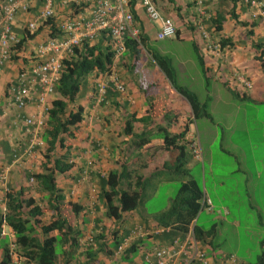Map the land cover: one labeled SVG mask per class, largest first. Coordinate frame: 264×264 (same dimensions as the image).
<instances>
[{
    "label": "crops",
    "instance_id": "crops-1",
    "mask_svg": "<svg viewBox=\"0 0 264 264\" xmlns=\"http://www.w3.org/2000/svg\"><path fill=\"white\" fill-rule=\"evenodd\" d=\"M128 1L136 16V27L139 32L146 36V42L155 40L159 20H149L145 16L139 0ZM153 1L161 17H170L173 20L177 32L175 38L179 40L182 33H189L187 37L192 43L191 46L195 47L193 53L200 75L197 86L199 85L201 88L200 91H192L200 101L206 103V111L210 117L203 116L193 119L186 100L170 87L162 72L151 59L148 63H151L152 66L142 70L141 78L143 79L138 76L135 77V75L129 77V74L131 76V68L125 70V66L119 65L115 59L107 74H91L85 77L76 97L72 103L67 104L68 110H74L76 105H80L83 109V120L73 131V136L66 138L71 146V160L74 166L65 174H57L55 183L63 191L64 200L79 202L87 205L88 208L81 213L82 216L79 214L77 217L71 215L70 223L79 229L80 236L72 257L61 255L58 264H154V260L147 262L143 259V251L166 245L171 239L181 237L180 232H174L173 236L160 234L163 227L159 221L157 222L156 217L158 212L169 207L176 192L171 197L170 204L163 206L156 213L147 211L142 213L136 208L135 211L124 213L122 219L116 221L104 215V207L98 196L97 181L99 177H104L109 170L119 169L121 165H125L126 169L133 170L135 174L141 176L142 190L144 180L157 181L154 183L157 185L161 177L167 172L168 174L172 173L173 170L167 166L171 158L169 153L162 148V138L157 134L156 126L161 125L166 127L168 132L178 133L181 131L180 125L185 123L187 128L182 140L188 143V145L185 143L188 156L184 167L189 173L193 168L198 169L203 180L199 184L202 190L199 200L200 207L189 226L202 231L208 230L211 226L214 227V236L211 238L210 244H203L197 240L199 249L204 252V258L200 261L191 262V264L249 263L241 259L240 256H235L234 252L225 250L221 245L222 241L216 240L218 234H228L234 245V240L238 238L235 226L239 225V221L237 222L232 218L227 221V219L239 207L240 204L237 201L240 198L235 193L232 194L235 198L234 201L226 200L223 194L212 196L218 187L225 185V181L222 177L217 178L212 173L211 167L217 165H213L212 162V150L215 149L213 145H216L217 150L221 153H227V149L238 150L233 143L228 141L223 131L234 125L235 115L233 113L236 112V108L226 111L222 107H225L227 102L235 101H237L236 103L243 101L256 104L264 103V0H254L259 3L258 7H251L244 0H237L235 4L229 0H200V4H202L200 6L202 8L201 15L198 14L195 6V2L198 0ZM42 4V0H36L30 5L27 12L15 14L11 30L18 39L23 34L26 21L37 14ZM89 6L90 4H79L75 8L73 5L61 6L58 0H52L53 15L49 17L51 23L47 24L43 21L34 34L22 42L20 53L15 56L16 59L4 64L0 71V172L6 170V182L0 189V209L4 208L6 191L17 190L21 186L29 188L32 196L40 197L41 194L32 187L34 181L32 179L27 180L26 174L41 171V163L44 160L42 153L46 147V143L42 140L40 128V132L37 130V137L40 138L41 144H33L31 151H25L28 146L26 144H30L28 142L33 138L31 131L34 128L31 124H25L24 120L30 117L33 120L41 119L43 121L45 117L44 107L36 103L34 99H31L22 108L16 107L6 95L7 83L15 78L17 69L26 62L24 58L28 51H31L45 37L58 34L56 31L57 23L73 12L82 15V17H88ZM230 9H233L239 21L255 22L254 25L249 27L235 24L228 16ZM218 14L225 18L219 32L215 30L210 21L211 17ZM50 25L53 28H50ZM247 29H251L252 33L247 35L245 33ZM201 30L208 36L203 37ZM220 37H228L231 46H224L216 53L208 51L209 42L211 40L218 41ZM255 41L261 43L259 49L256 50L251 44ZM258 56L259 58H257ZM127 58H125L126 64ZM197 58L200 59L202 66L199 65ZM177 64L182 72L183 64ZM235 73H241L248 78L251 81V86L249 88L233 87L231 80ZM112 74L116 75V79L123 84V92L119 93L111 88L113 90L110 89L112 95L106 97L105 94L104 101L102 98L101 101L103 102H97L98 98L94 99L93 97V91L98 85L97 82L103 80L110 85L108 79ZM161 87L163 88L161 89ZM162 90L165 92L162 93ZM55 97V94L49 95L47 104ZM150 99L157 100L156 107L163 104L164 110L167 112L153 115V111L149 110L147 106ZM171 114L174 115L175 121L171 122L165 118L166 115L170 116ZM131 117L135 119L142 117L144 120H133L131 132L126 133L124 131L125 123ZM198 122L201 124L199 125ZM142 132L145 135L150 134L148 142L139 150H135L133 142L136 138L132 134ZM216 139L217 142H214ZM195 151L199 152L197 157L194 156ZM55 152L62 153V149L57 147ZM13 154H16V158L12 157ZM236 158L239 159L237 156ZM79 168H82V171H79ZM238 171L245 177V181L241 182L248 185L246 197L250 202L249 209L257 210L258 225L264 227V208L261 201L256 203L253 200V179L258 178L259 172L252 176L250 171H246V168ZM208 177L211 180L208 185L216 187L212 188L211 193H208L206 187L207 182L205 180ZM225 178L227 179L226 175ZM229 202H233V206ZM242 207L244 206L240 205V209ZM202 212L209 215L210 218L215 217L216 219L206 228L198 224L197 221ZM48 219L49 213L44 214L42 220L47 221ZM96 220L98 221L95 223ZM164 229L166 231L167 227ZM93 230H97L95 231L97 233L102 231L105 245L104 250L97 251L91 255L90 259L89 256L85 255L83 249L86 244H92V251L96 250L95 243L86 242V239L89 240L90 235L94 234ZM115 236L120 241L123 240L120 249L113 247ZM12 241V231L1 223L0 248L3 246L11 247ZM131 245H133V250L124 254L123 251ZM62 249H69L68 244L64 243ZM229 254L233 255L234 262L224 259ZM10 259L11 264H18L19 262L15 255L11 256Z\"/></svg>",
    "mask_w": 264,
    "mask_h": 264
},
{
    "label": "trees",
    "instance_id": "trees-1",
    "mask_svg": "<svg viewBox=\"0 0 264 264\" xmlns=\"http://www.w3.org/2000/svg\"><path fill=\"white\" fill-rule=\"evenodd\" d=\"M229 1L235 4L237 0ZM80 4L87 5L89 3L81 2ZM129 10L136 23V16L130 5ZM228 16L235 24L242 26L252 27L255 23L239 21L233 9H230ZM224 19L223 15L220 14L210 18L217 32L222 29ZM44 23H51V18H47ZM49 27L53 28L52 25ZM245 33L247 35L251 34V29H247ZM33 34L34 32L29 34L23 28V34L19 38L16 48L19 49L22 46V42ZM176 35L177 32L175 31L174 36ZM218 39L219 50L224 46H231L228 37H220ZM123 43L125 47L124 55H120L116 59L119 65L125 66V70L132 68L138 58L141 47H145L150 54V59L162 72L170 87L188 103L192 118L197 119L209 116L206 111V103L200 101L192 90L180 85L176 81V73L170 59L156 51L149 50L145 46L146 36L143 33L139 32L138 41L125 36ZM251 44L255 50L259 49L261 45L257 41ZM126 56L129 59L127 64L125 63ZM13 59L15 60L16 57H13ZM197 61L202 66L199 58H197ZM113 62L114 58L109 46V38L104 31L98 32L91 40H84L79 47L74 48L73 55L69 56L68 59H63V68L53 89V94L56 97L48 101V104L46 101L43 111L45 117L41 125V136L42 140L46 143V147L42 153L44 160L41 163V171L26 174V179L34 181L32 187L41 195L39 198H36L30 194L29 188L22 186L17 190L6 191L4 195V210L0 209V225L3 223L10 228L13 241L11 247L3 246L0 248V264H11L10 257L12 253L19 259L18 264H58L59 256L67 255L69 258L72 257L71 255L78 243L80 231L70 223L71 215L74 217H77L78 214L81 215L88 206L79 202L64 200L63 191L55 183V176L57 174H65L74 166L71 160V146L66 138L73 136V131L83 120L82 107L76 105L74 110H68L67 104L72 103L85 77L91 74H107ZM232 85L233 87L235 86L234 84ZM110 89V85L105 86L103 93L99 94L96 88L93 91L94 99L98 98L97 102H100L103 98L104 101L105 94L106 97L112 95ZM156 102L157 100L150 99L147 104L148 109L153 111V115L167 112L164 110L165 106L163 104L156 107ZM166 116L165 118L168 121H175L174 115ZM133 120L143 121L144 118L135 119L131 117L130 120H127L124 127L126 133L131 132V122ZM182 125H180L181 131L178 133L168 132L166 127L161 125L156 126L157 134L162 138V148L169 153L171 158L170 163L167 165L169 166L168 168L182 175H190L188 179L179 183L169 207L164 211L158 212L156 215L157 222L159 221V224L163 227L160 234L173 236L174 232H180L181 237L178 238V242L184 237V233L187 231L190 222L198 212L200 207L199 200L202 195L198 181L184 167L188 156V151L185 150V143L187 145L188 143L182 140L187 128L186 123ZM149 135H145L144 132L132 134L136 138L133 142L134 149L139 150L141 146L148 142ZM57 147L62 149V153L55 152ZM79 171H82V168H79ZM97 182L99 188L98 196L104 207V215L107 218L118 221L122 219L124 213L135 211L142 191L140 175L135 174L133 170L126 169L125 165H121L119 169L109 170L104 177H99ZM46 213H49V219L44 221L42 217ZM166 227L167 230L165 231L164 228ZM192 230L199 242L210 244V240L214 236L213 226L204 231L196 227H192ZM93 231L94 234L90 235L89 240L86 239V242L95 243L97 246L96 250L92 251V244H86V247L83 249L85 255L89 256L90 259L91 255H94L97 251L104 250L105 245L102 231L98 233L95 232L97 230ZM173 240L174 238L168 244L163 245V247L171 244ZM122 242V239L120 241L115 236V239L113 238V247H118ZM64 243L68 244L69 249H62ZM259 244L261 252L257 255V260L241 264H264V237L259 240ZM154 249L143 251L142 257L145 261L151 262V260H154V256L150 255ZM132 250L133 245L124 250L123 253L126 254ZM194 261L196 260H192L191 262Z\"/></svg>",
    "mask_w": 264,
    "mask_h": 264
},
{
    "label": "built area",
    "instance_id": "built-area-1",
    "mask_svg": "<svg viewBox=\"0 0 264 264\" xmlns=\"http://www.w3.org/2000/svg\"><path fill=\"white\" fill-rule=\"evenodd\" d=\"M35 0H0V71L4 64L11 62L13 57L19 55L20 49L16 48L19 39L11 30L13 18L16 13L27 12ZM196 1V0H194ZM251 7H258L254 0H244ZM61 6L78 7L81 2L90 4L88 17H82L77 13H70L56 24L55 36L45 37L31 51H28L24 60L17 69L15 78L7 83L6 95L18 108L24 107L31 99L42 105L45 109L47 97L53 94L54 85L57 82L63 68V59H68L74 54V48L79 47L84 40H91L100 32H106L109 38V46L116 60L125 50L124 37L135 41L139 39V30L129 10L128 0H58ZM52 0H43V4L37 14L26 21L23 27L29 34L35 32L37 27L47 18L52 17ZM145 16L149 20H159L158 29L155 32L156 39L169 38L175 33V25L170 17H161L153 0H139ZM201 1L195 2L197 12L202 14ZM194 6V7H195ZM74 10V9H73ZM263 13V11H260ZM203 37L207 33L201 30ZM208 51H219V40H211ZM112 65V64H111ZM111 68V66H110ZM109 68V69H110ZM108 81L110 87L119 93L123 92V84L116 79V75H110ZM232 82L235 86L249 88L250 81L241 73H235ZM97 92L103 93V88L108 86L106 81L97 82ZM44 111V110H43ZM25 124L33 125V138L28 142L26 152L31 151L33 144H41L37 133L40 132L43 121L25 118ZM38 130V132H37ZM195 151L194 156L199 154ZM16 158V154L12 155ZM6 181V170L0 172V189ZM4 208H2V211ZM174 238L171 244L154 249L150 255L154 256L155 264H191L192 260L200 261L204 258V252L199 249L192 226H189L184 237L178 242ZM121 245L118 246L120 249ZM145 258H147L145 256ZM234 262V257L229 254L224 258Z\"/></svg>",
    "mask_w": 264,
    "mask_h": 264
},
{
    "label": "rangeland",
    "instance_id": "rangeland-1",
    "mask_svg": "<svg viewBox=\"0 0 264 264\" xmlns=\"http://www.w3.org/2000/svg\"><path fill=\"white\" fill-rule=\"evenodd\" d=\"M187 34L189 33H182L179 40L174 36L148 40L145 46L148 47L149 50L156 51L170 59L171 65L176 73V81L180 85L191 90L200 91L201 88L199 85L197 86L200 75L197 62L194 58L193 52H195V50L191 46L192 43L188 40ZM148 61H150V54L145 47H142L134 66L131 68V76L129 74V77L135 75V77L138 76L140 79H143L141 78L142 70L152 66ZM177 63L183 64L182 72ZM144 83H146L145 80ZM162 88L163 87H161V89ZM163 92L165 91L162 90V93ZM236 102L237 101L227 102V105L222 108L226 111L234 107L236 108V112L233 113L235 115L234 125H232L230 129H224L223 131L228 141L233 143L238 150L231 151V149H227V153H221L217 150L216 145H213L215 149L212 150V162L213 165H217L211 167L212 173L217 178H224L223 181H225V185L218 187L215 192H213L214 194L212 196L223 194L226 200L234 201L235 198L232 194H238L240 200L237 202L244 207L240 209L239 205L227 219V221L231 220L229 218L237 220V222L239 221V225L235 226L238 232V241L235 239L233 245L230 236L224 233L218 234L216 240L222 241L221 245L223 248L227 251L234 252L235 256H240L241 259L247 262H255L257 260V255L261 252L259 240L264 237V227L258 225L259 218L257 210L254 208L249 209L250 202L246 197L248 185L241 182L245 181V177L238 170L246 168V171H250L252 176L259 172L258 178L253 179V200L256 203L261 201V205L264 208V103L256 104L249 101ZM198 124L200 125L201 122H198ZM214 142H217V139ZM229 148H231V146H229ZM236 156L239 157V159L236 158ZM190 174L201 184L200 181H203L201 179L202 174H199L198 169H191ZM189 176L190 175H182L179 172L173 171L169 174L167 172V174L161 177L157 185L154 184L157 181L144 180V187L137 209L141 210L142 213L145 211L156 213L162 209L163 206H168L180 181L188 179ZM216 177L215 179H217ZM205 181L207 182V191L211 193L212 188L214 189L216 187H210L208 185V183H210L209 181H211L209 177ZM229 204L233 206V202H229ZM213 220H216L215 217L210 218V216L204 212H202L197 219L198 224L204 228L208 227Z\"/></svg>",
    "mask_w": 264,
    "mask_h": 264
},
{
    "label": "clouds",
    "instance_id": "clouds-1",
    "mask_svg": "<svg viewBox=\"0 0 264 264\" xmlns=\"http://www.w3.org/2000/svg\"><path fill=\"white\" fill-rule=\"evenodd\" d=\"M174 34H175V33H174ZM173 36H174V35H173ZM173 36H172V37H173ZM141 48H142V47H141ZM124 51H125V50H124ZM123 53H124V52H123ZM123 53H122V54H123ZM247 79H248V78H247ZM249 81H250V80H249ZM250 86H251V81H250ZM234 87H237V86H234ZM240 88H242V87H240ZM13 255H15V254L12 253L11 256H13Z\"/></svg>",
    "mask_w": 264,
    "mask_h": 264
}]
</instances>
